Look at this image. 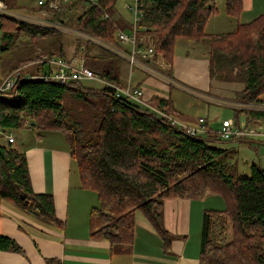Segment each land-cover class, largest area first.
I'll use <instances>...</instances> for the list:
<instances>
[{
	"label": "trees",
	"instance_id": "1",
	"mask_svg": "<svg viewBox=\"0 0 264 264\" xmlns=\"http://www.w3.org/2000/svg\"><path fill=\"white\" fill-rule=\"evenodd\" d=\"M6 1L0 0L4 5ZM115 4L116 0H73L45 18L55 27L0 14V72L10 67V74L41 55L65 59L64 34L59 28H67L78 33L73 55L110 85L96 90L78 81L59 85L43 79L24 80L27 73L23 70L13 89L0 93V130L11 133L31 128L64 136L81 188L96 194L97 205L88 219L90 238L107 241L112 247L130 245L134 213L139 211L168 252L171 236L163 227V201L218 195L225 208L203 212L199 264H264L263 169L252 164L248 175H239L231 164L234 151L215 145L221 143L216 132L191 136L172 124L168 117H182L170 95L147 99L145 106L116 96V88L128 86L120 73L123 59L102 45L92 53L96 41L119 51L126 49L116 35L121 29L111 16ZM137 4L141 13L138 34H148L155 54L168 69L178 40L198 46L208 40L210 87L239 84L242 89L233 92L235 102L264 105L260 99L264 92V13L229 33L208 36L204 26L215 13L213 0H137ZM240 10L241 0H225L228 16L237 18ZM168 69L162 73L171 80ZM167 87L170 92L174 88ZM69 100L86 105L87 120L93 124L88 131L77 113L66 107ZM235 112V118L244 114L250 122L264 120L263 111ZM234 122L238 124V119ZM1 139L0 199L43 226L61 227L52 196L32 189L25 154ZM0 251L23 254L15 241L1 235ZM46 264L61 263L49 259Z\"/></svg>",
	"mask_w": 264,
	"mask_h": 264
},
{
	"label": "crops",
	"instance_id": "2",
	"mask_svg": "<svg viewBox=\"0 0 264 264\" xmlns=\"http://www.w3.org/2000/svg\"><path fill=\"white\" fill-rule=\"evenodd\" d=\"M224 3L225 0H213L215 13L204 26V33L208 36L229 33L237 25L248 24L264 13V0H241L237 18L225 13ZM127 13H130L129 10ZM68 55L66 58H71ZM182 64L183 60L177 58L176 65L171 63L168 69L173 86L198 96H207L211 90L209 72L194 74L181 67ZM134 84L144 89L146 100L154 97L166 99L170 95L165 83L145 77L143 72H139ZM175 111L181 114L182 119L196 120V123L202 118L193 119ZM243 122L238 120L240 125L264 132L263 120L250 122L245 115ZM205 124L210 129L206 120ZM17 131L21 138L18 141L14 137L16 131L11 132L13 146L25 154L32 189L36 194L52 196L55 215L61 227L43 226L0 199V235L15 241L23 251L22 255L0 251V264H46L49 259H56L61 264H199L203 212L224 210L222 197L209 195L201 200L169 198L163 201V227L171 236L168 252L151 223L139 211L134 213L132 243L112 247L107 241L89 237V213L97 205V198L93 191L81 188L64 136L57 131L39 132L31 128ZM232 141L243 146L247 143L258 145L259 148L250 146L256 153L260 148L264 149V137H254L246 142L241 139Z\"/></svg>",
	"mask_w": 264,
	"mask_h": 264
},
{
	"label": "rangeland",
	"instance_id": "3",
	"mask_svg": "<svg viewBox=\"0 0 264 264\" xmlns=\"http://www.w3.org/2000/svg\"><path fill=\"white\" fill-rule=\"evenodd\" d=\"M131 0H116V7L113 9L111 16L113 21L117 24V26L123 30L126 33L130 32V17L132 18L130 13H127L128 10L126 9V5L129 4ZM6 7L10 12L15 14L14 16L23 20H26L28 22H35L40 24L41 21L46 20L48 16L52 15V12L48 10L44 6H40L37 4V0H7L5 3ZM6 8V9H7ZM33 11V12H31ZM12 15V14H11ZM73 32H69L66 30V32H63L64 34V49L65 51V59H72V57H75L73 55L74 51V36L71 34ZM1 36L2 32L0 31V47H1ZM138 40L141 42V48L143 50H146L148 47H151L153 40L148 36V34H138ZM208 40H203L198 45L191 44L187 42L186 40H178L177 44L175 46V50L173 53L172 63L173 65H176V59L180 58L183 60V64L181 67H183L185 70L190 71L194 74H197L198 72H203L204 74H207L209 70V64L207 59V51L205 46H207ZM100 43V42H98ZM104 45L103 43H100ZM100 45L95 43V46L92 48V53H97L99 50ZM128 50L130 47L125 46ZM70 48V50H69ZM68 52L70 54L68 55ZM37 54H39L37 52ZM70 56L71 58H66ZM77 56V55H76ZM10 59L11 58H7ZM207 61V64H206ZM129 62L123 60L121 63L120 73L122 74L123 80L131 85L130 87H134V82L137 79V76L139 75L140 71L139 69L133 67L130 69V66L128 64ZM10 66V63H8ZM152 68H155L158 71L166 72L167 68L163 69V66H158L155 64L151 65ZM45 69H47V66H45ZM8 70H10V67L1 69V76H4L8 74ZM171 72V71H170ZM144 74V72H143ZM129 80V81H128ZM81 84L87 88H93V89H102L104 84L100 80H82L79 81ZM127 85V84H126ZM242 89V86L239 84H215L214 87H211L210 93L207 94L210 98L216 99L213 100V102L208 101V98L202 99L201 95H195V93L190 91H185L182 88L174 87L172 88L170 92V97L172 100L173 108L177 111H180V113H184V116H188L193 119H197L199 117L205 118L206 122L208 123V126L212 132H216L220 126L222 120H235L238 119L240 122H243V119H245L244 114H239L238 118L236 116L237 110H243L245 103L235 102L234 97V91H240ZM260 99L264 100V92L260 95ZM232 103H235L238 105V109H235L231 107L230 105ZM67 108H69V111L74 113H77V116L79 120L82 122V126L85 129V131H88L92 127V123L87 120L89 111L86 109V105L83 103H75L74 101H68L67 102ZM181 115V114H180ZM179 122H182L187 125H196V120L192 121L189 119H181L180 117L177 118ZM89 123V124H88ZM32 124V123H31ZM245 124V122H243ZM13 136V135H12ZM14 137L18 139L21 138L19 131L14 132ZM246 142V140H243ZM1 142L5 143L3 139H1ZM221 143H215L216 146L222 148V149H233L236 151V155H234L231 158V164H233V168L237 171L239 175H248L249 174V165L255 164L259 166L261 169L264 170V149L260 148L258 152H255V149L251 148H259L258 145L254 146L253 143L248 144L246 146L239 145L237 143H232L235 141H222ZM252 142V141H251ZM246 144V143H245ZM258 146V147H257ZM235 174V173H234Z\"/></svg>",
	"mask_w": 264,
	"mask_h": 264
},
{
	"label": "built area",
	"instance_id": "4",
	"mask_svg": "<svg viewBox=\"0 0 264 264\" xmlns=\"http://www.w3.org/2000/svg\"><path fill=\"white\" fill-rule=\"evenodd\" d=\"M73 0H38L37 4L40 6H45L52 13L58 12L59 8L63 4H67ZM137 0H132L131 3L126 5V9L129 10L132 16L131 24H130V32L126 33L122 30H118L116 35L118 40L123 43L124 46H129L130 48L126 51H119L114 48H110L106 45H102L96 41L95 43L102 45L106 48H109L114 53L118 54L123 60L128 61L130 69L133 67L139 69L144 72V74H149L150 77L159 79L165 85H173V80L169 79L165 76L161 71L152 68L151 65L155 64L158 66H163L168 69V66L163 62L161 56L155 54L153 47H148L146 50L141 48V42L138 40V27L137 22L140 19L141 13L138 11ZM0 14L13 16L12 12L6 9V5L0 2ZM12 14V15H11ZM17 18V17H15ZM104 18H107V15H104ZM20 19V18H17ZM23 20V19H20ZM26 21V20H24ZM28 22V21H27ZM35 23V22H30ZM38 24V23H35ZM40 25L42 26H51L55 27V25H50L45 21H41ZM62 32H73L71 33L73 36L77 35L74 30L67 28H59ZM80 35V34H79ZM83 39H90L88 36H81ZM47 66V69H45ZM25 71L24 80H48L59 85H66L72 81H82V80H100L104 86L109 87L110 85L106 83L105 80L100 79L97 75H95L91 69L84 65V60L79 57H72V59H62V58H54L49 57L47 55H41L39 59L33 60L29 63L24 64L20 68L12 71L10 74L6 75L4 78H0V93L9 92L13 89L15 82L21 78L22 71ZM129 81V80H128ZM127 87L125 89L116 88V96H124L129 98L131 101L136 104L146 105V99L144 94V89L140 86L130 87L129 82L127 83ZM112 87V86H111ZM205 96L201 95V98L204 99ZM208 98V101L214 102L213 98ZM234 108H239L237 104L232 103L230 105ZM147 107H150L149 105ZM151 108V107H150ZM243 110H255V111H263L264 105H244ZM165 116V115H162ZM172 124L178 126L181 130H184L188 135L194 136L198 134L212 133V130L206 128L205 120L203 118H199L196 126L187 125L182 122H179L173 117H168ZM264 124V120H263ZM219 138L222 141H232V140H249L254 137H264V132L252 130L246 125H240V123L236 124L233 120H222L220 128L216 131ZM0 137L6 141L7 143H14V138L10 132L0 130Z\"/></svg>",
	"mask_w": 264,
	"mask_h": 264
},
{
	"label": "water",
	"instance_id": "5",
	"mask_svg": "<svg viewBox=\"0 0 264 264\" xmlns=\"http://www.w3.org/2000/svg\"><path fill=\"white\" fill-rule=\"evenodd\" d=\"M34 124L32 123L31 126H33Z\"/></svg>",
	"mask_w": 264,
	"mask_h": 264
}]
</instances>
